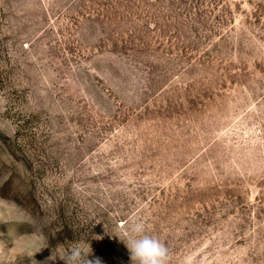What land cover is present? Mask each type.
<instances>
[{"label":"rangeland","instance_id":"rangeland-1","mask_svg":"<svg viewBox=\"0 0 264 264\" xmlns=\"http://www.w3.org/2000/svg\"><path fill=\"white\" fill-rule=\"evenodd\" d=\"M264 264V0H0V264Z\"/></svg>","mask_w":264,"mask_h":264},{"label":"clouds","instance_id":"clouds-1","mask_svg":"<svg viewBox=\"0 0 264 264\" xmlns=\"http://www.w3.org/2000/svg\"><path fill=\"white\" fill-rule=\"evenodd\" d=\"M122 242L130 253L132 264H167L169 250L158 237L148 234L143 221L133 217L128 226L121 233ZM90 246L75 244L64 250L59 256H51L55 260L59 257L64 264H101L99 258L90 260Z\"/></svg>","mask_w":264,"mask_h":264}]
</instances>
